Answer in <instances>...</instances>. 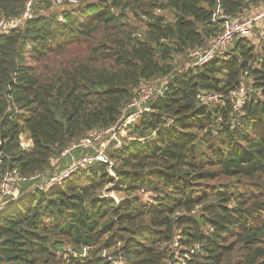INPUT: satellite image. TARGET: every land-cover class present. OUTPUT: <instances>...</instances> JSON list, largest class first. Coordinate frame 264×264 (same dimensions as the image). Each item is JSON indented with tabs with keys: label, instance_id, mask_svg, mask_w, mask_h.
I'll return each instance as SVG.
<instances>
[{
	"label": "trees",
	"instance_id": "trees-1",
	"mask_svg": "<svg viewBox=\"0 0 264 264\" xmlns=\"http://www.w3.org/2000/svg\"><path fill=\"white\" fill-rule=\"evenodd\" d=\"M30 1L33 18L0 35V182L7 169L45 175L90 132L121 123L142 86L170 83L106 149L115 178L100 163L47 191L28 182L0 210V264H177L197 245L186 264H264V32L206 65L187 58L222 33L223 17L264 0H0V20ZM202 93L223 99L205 105Z\"/></svg>",
	"mask_w": 264,
	"mask_h": 264
},
{
	"label": "built area",
	"instance_id": "built-area-1",
	"mask_svg": "<svg viewBox=\"0 0 264 264\" xmlns=\"http://www.w3.org/2000/svg\"><path fill=\"white\" fill-rule=\"evenodd\" d=\"M51 2H56L57 4H62L63 0H49ZM68 4L79 6L83 0H65ZM34 5L33 1L27 3L26 11L20 16L15 18H2L0 20V35L7 34L11 31L17 30L25 21L31 20L34 15ZM251 14L240 18L239 20L231 21L227 17H223L225 20L222 33L214 39L209 47L204 50L202 48H197L190 50L187 53V58L193 60V67H200L210 63L215 59L219 53L226 50L232 41L236 38L251 37L256 30H259L262 34L264 32V7L258 9L256 6L252 7ZM170 83L169 78L163 79L159 87H155L151 84H146L140 88L138 93V98L131 103L125 112V119L110 128L105 130H96L90 132L86 137L81 139L78 143L73 144L70 148L65 150L61 157L53 160L51 169L47 171L45 175H38L33 177L31 180L21 178L17 170L7 169L4 171L0 182V210L8 205L9 203L19 200L22 197V189L24 185L28 182L33 183L31 188L37 190L47 191L56 185H60L66 180L70 179L76 172L80 169L87 167H92L100 163H105L110 166V174L115 178L112 172V162L106 156V149L110 147L113 143L116 148L122 146L120 140V135L125 136L124 129L132 125L137 121V119L144 113L150 111L151 102L161 98L167 91L168 85ZM223 99L220 94L213 93H202L198 96V100L202 104H217ZM231 102L236 111H241V109L246 104L247 99V89L245 86L231 93ZM130 112V113H128ZM20 145L22 149L30 152L32 150V142L28 140L25 136L20 139ZM87 150L93 151L92 155L82 156L80 158H75L74 153L77 150ZM70 158V164L65 167L62 163L65 159ZM113 194V193H111ZM104 197L107 199H116L118 203L123 200L118 197L110 196V194L105 193ZM180 237H177L179 240ZM174 248H179L178 242L173 246ZM200 249V246H195L189 252H185L182 256H177V264H186L190 260V257ZM89 253L88 248L83 249V257H86ZM113 264H126L125 260L120 258L112 261Z\"/></svg>",
	"mask_w": 264,
	"mask_h": 264
},
{
	"label": "rangeland",
	"instance_id": "rangeland-1",
	"mask_svg": "<svg viewBox=\"0 0 264 264\" xmlns=\"http://www.w3.org/2000/svg\"><path fill=\"white\" fill-rule=\"evenodd\" d=\"M60 7H61V9H60ZM60 7H55L53 10L54 11H52L53 13H61V11H63V9L65 8V6H60ZM264 7V5H262V6H257V8L258 9H261V8H263ZM252 12V11H251ZM42 13H46V11H43ZM251 14V13H250ZM255 34H256V32L251 36V39H252V41H255L256 42V38H255ZM230 48V45H229V47L227 48V49H229ZM163 81V79H161V80H158V81H155V82H151L150 84L151 85H153V86H155V87H159V85L161 84V82ZM107 194H110V196H113L114 198L115 197H118L117 195H115V194H111V193H107ZM119 198V197H118Z\"/></svg>",
	"mask_w": 264,
	"mask_h": 264
},
{
	"label": "water",
	"instance_id": "water-1",
	"mask_svg": "<svg viewBox=\"0 0 264 264\" xmlns=\"http://www.w3.org/2000/svg\"><path fill=\"white\" fill-rule=\"evenodd\" d=\"M107 199L106 197L103 198V200Z\"/></svg>",
	"mask_w": 264,
	"mask_h": 264
}]
</instances>
